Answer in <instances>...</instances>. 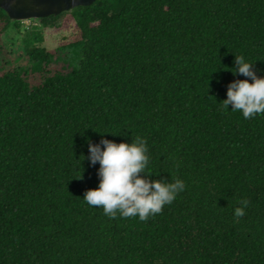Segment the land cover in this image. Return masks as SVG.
<instances>
[{
	"label": "trees",
	"instance_id": "obj_1",
	"mask_svg": "<svg viewBox=\"0 0 264 264\" xmlns=\"http://www.w3.org/2000/svg\"><path fill=\"white\" fill-rule=\"evenodd\" d=\"M38 21L71 33L50 51L24 31L39 83L0 74V264H264V113L220 101L247 78L235 54L264 75V0H96ZM12 22L0 8V37ZM137 135L150 178L185 189L146 220L108 217L83 200L88 143Z\"/></svg>",
	"mask_w": 264,
	"mask_h": 264
},
{
	"label": "clouds",
	"instance_id": "obj_2",
	"mask_svg": "<svg viewBox=\"0 0 264 264\" xmlns=\"http://www.w3.org/2000/svg\"><path fill=\"white\" fill-rule=\"evenodd\" d=\"M229 70L250 79L232 80L227 86L226 98L220 100L223 106L229 109L231 105V110L239 111L245 119L264 113V75H257L253 62L237 54L234 67ZM87 159L93 165L99 162V182L97 187L85 191L83 200L90 206L101 207L108 217L119 214L146 220L172 203L185 189L181 179L150 178L148 146L139 135L131 142L117 143L103 137L99 143L89 141ZM248 204L246 198L240 199L233 209V218L242 217Z\"/></svg>",
	"mask_w": 264,
	"mask_h": 264
},
{
	"label": "rangeland",
	"instance_id": "obj_3",
	"mask_svg": "<svg viewBox=\"0 0 264 264\" xmlns=\"http://www.w3.org/2000/svg\"><path fill=\"white\" fill-rule=\"evenodd\" d=\"M37 28L43 32L44 41L38 46L46 48L47 50L54 51L61 44V38L69 36L71 31L61 30L59 32H52L43 29L38 20H26L21 21L20 29L16 28L14 22H12L10 28L0 37V74L3 71L12 68H22L30 72L31 63L26 55L24 46L22 44V38L24 31ZM57 58L54 61L45 66L48 71H64L67 64L63 61H70L73 54L71 51L57 54ZM29 80L33 84H37L41 81V76L38 73H29Z\"/></svg>",
	"mask_w": 264,
	"mask_h": 264
},
{
	"label": "water",
	"instance_id": "obj_4",
	"mask_svg": "<svg viewBox=\"0 0 264 264\" xmlns=\"http://www.w3.org/2000/svg\"><path fill=\"white\" fill-rule=\"evenodd\" d=\"M96 0H0V8L16 21L39 20L56 16L78 6L91 5Z\"/></svg>",
	"mask_w": 264,
	"mask_h": 264
}]
</instances>
